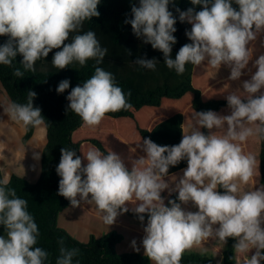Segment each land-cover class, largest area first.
Segmentation results:
<instances>
[{
  "label": "clouds",
  "instance_id": "1",
  "mask_svg": "<svg viewBox=\"0 0 264 264\" xmlns=\"http://www.w3.org/2000/svg\"><path fill=\"white\" fill-rule=\"evenodd\" d=\"M172 0H138L131 7L130 24L134 35L144 44L163 53L164 64L178 75L186 64L207 63L213 68L230 69L229 80L239 81L248 68L252 53L251 41L264 31V0H191L201 5L179 13L180 22L191 29L185 43L171 57L177 43L174 33L177 22L169 10ZM100 0H0V36L8 40L0 44V65L11 66L16 56H22L25 71L35 72L38 60L53 49L52 65L59 70L73 63L85 66L90 59L100 64L107 49L102 48L94 31L82 34L83 23L99 17ZM233 4L238 8L233 7ZM70 33H77L69 40ZM157 60L138 58L135 64L155 70ZM255 72L225 99L229 114L199 111L192 115L189 130L173 146H160L143 139L137 147L144 153L132 163L131 169L114 151L106 155L95 146L83 153L61 148L56 173L60 177L58 195L73 206L81 201L95 204L102 222L108 226L131 208L143 224L141 245L152 264H180L183 253L209 238L227 243L236 242L235 251L244 256V264L264 261V188L244 190L254 176L255 157L245 154L241 145L249 138H264V54L255 59ZM16 77L24 72L16 68ZM70 81L59 82L56 91L64 93ZM111 72L96 67L94 74L82 85L72 88L66 99L67 111L78 115L84 124L98 126L109 112L132 107ZM34 91L28 92L27 103H8L7 116L27 128L44 125L39 107L33 106ZM216 129H224L222 135ZM207 130V132L203 131ZM39 159V154L35 155ZM187 161L183 175L174 188L165 182L170 166ZM168 189L178 193L175 200H165L161 193ZM223 191H220V190ZM179 201V203L177 202ZM191 205L196 211L186 210ZM27 200L17 196L15 189L0 182V264H46L49 253L36 246L40 236L34 217L27 210ZM56 264H73L79 249L65 248L63 239ZM131 246L137 252V241ZM254 251V254H250ZM78 264V262H77Z\"/></svg>",
  "mask_w": 264,
  "mask_h": 264
},
{
  "label": "trees",
  "instance_id": "2",
  "mask_svg": "<svg viewBox=\"0 0 264 264\" xmlns=\"http://www.w3.org/2000/svg\"><path fill=\"white\" fill-rule=\"evenodd\" d=\"M133 4H138V0H100L99 17L83 23L80 34L94 31L101 47L108 50L100 64L90 59L83 67L73 63L63 70L35 69L32 72L23 69L20 64L22 56L18 54L11 66L0 65V106L6 108L10 102L27 103L28 92L34 91L36 97L33 106L41 109L45 119L44 125L39 127L22 126L25 141L31 140L37 131H43L39 173L32 178L11 173L5 178L0 170V182H6L8 188L15 189L18 197L27 200V210L34 217L40 232L36 246L49 253L46 264H56L61 238L65 248L79 249L73 264H152L144 255L141 245L147 214L142 224L131 210L136 201L129 202V211L108 226L100 219L94 203L81 201L78 206H73L68 199L57 194L60 177L56 167L60 162L61 148L75 150L82 157V165L87 163L83 153L89 147L95 146L105 155L114 151L131 169L134 160L144 154L137 147L143 139H151L160 146L177 145L183 132L189 130L195 111L212 110L221 115L229 114L225 96L237 89L244 80L251 78L255 72L252 64L259 55L264 54L262 31L249 44L252 56L248 68L251 72L243 70L244 74L239 81L229 80L228 67L217 69L207 63H188L185 72L178 75L164 64L162 52L153 49L150 44H144L134 35L131 25L125 23L126 19L132 18ZM190 7L196 11L202 10L201 5L194 6L191 0H172L169 5V10L177 20L174 25L177 29L174 33L177 43L172 46L171 53L173 59L185 43L191 42L185 35L191 25L186 21L180 22L176 8L186 11ZM233 7L238 8L235 4ZM75 34L71 33L67 42H71ZM7 40V36H0V44ZM138 58H155L158 61L156 69L153 71L135 64ZM96 67L111 72L117 86L126 95L131 93L127 99L132 107L109 112L98 126L90 127L71 110L67 111L69 101L66 97L72 88L89 79ZM16 68L24 72L23 77L13 75ZM64 79L70 81V87L64 93H57L56 88ZM254 143L255 146L247 147V154L255 157L251 182L254 189L264 188V138H256ZM186 167L187 161H181L176 166H170L168 174ZM161 195L167 205L169 200L176 199L178 193L162 192ZM182 207L186 210L194 209L191 203ZM72 208L79 212V219L72 215ZM93 222L101 223L99 228L104 226L101 233H95L93 228L89 231ZM3 234V226H0V235ZM133 239L137 241L139 252L131 246ZM235 242L229 238L220 247L216 238H209L186 250L180 264H244L245 257L233 248Z\"/></svg>",
  "mask_w": 264,
  "mask_h": 264
},
{
  "label": "rangeland",
  "instance_id": "3",
  "mask_svg": "<svg viewBox=\"0 0 264 264\" xmlns=\"http://www.w3.org/2000/svg\"><path fill=\"white\" fill-rule=\"evenodd\" d=\"M71 34V33H70ZM58 49H53L52 52L46 58L38 60L35 64V69L39 71H54L59 70L51 63L52 57ZM43 131L39 130L35 136L29 140H24L23 127L20 124L12 121L4 112V107L0 106V170L5 178L11 173L17 175L32 178L39 173L40 170V156L43 144ZM39 154V159L35 158V155ZM176 183V178L172 180ZM252 190L249 188V191ZM195 209V208H194ZM190 209L191 211H195ZM72 215L78 219L81 217L77 209L72 208ZM91 221V218H88ZM92 227L95 233H101L104 226L101 227V223L93 222ZM218 246L222 247L225 242L216 238ZM252 250L251 253H254ZM250 253V254H251ZM250 254H248L250 256Z\"/></svg>",
  "mask_w": 264,
  "mask_h": 264
},
{
  "label": "crops",
  "instance_id": "4",
  "mask_svg": "<svg viewBox=\"0 0 264 264\" xmlns=\"http://www.w3.org/2000/svg\"><path fill=\"white\" fill-rule=\"evenodd\" d=\"M224 115H227V114H224ZM183 130H184V124H183ZM213 131H215L216 134H218V135H222L225 130L224 129H216V130H213ZM255 140H256V138H249L244 144L241 145L242 150H243V152L245 154H247V147L255 146V143H254ZM253 143H254V145H253ZM251 149L253 150V148H251ZM182 170L183 169H181V170H179L177 172H174V173H169L168 175H166L164 177L165 182H167L170 185V188H174L175 187V183H173L172 180L176 178V183H177L178 179L183 175V171ZM241 187L244 190H248V191H249V188L254 190V184L251 182V180L249 181V183L247 185H243L242 184ZM262 187H263V185H262ZM164 192L168 193L170 191L168 189H166Z\"/></svg>",
  "mask_w": 264,
  "mask_h": 264
}]
</instances>
